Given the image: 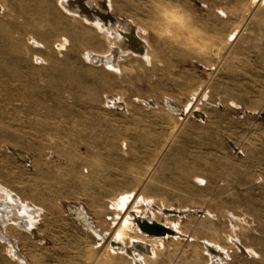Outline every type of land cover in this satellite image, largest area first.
<instances>
[{"label": "rangeland", "instance_id": "1", "mask_svg": "<svg viewBox=\"0 0 264 264\" xmlns=\"http://www.w3.org/2000/svg\"><path fill=\"white\" fill-rule=\"evenodd\" d=\"M0 2V200L39 233L3 212L0 264H152L153 250L155 264H204L210 240L224 251L216 264H264L261 0H110L145 35L146 57L114 51L117 38L58 0ZM165 8L186 22L176 41ZM86 52L110 53L118 69ZM64 203L86 211L104 239ZM163 203L173 215L156 219L183 237L159 249L135 227L122 235L128 213L133 223Z\"/></svg>", "mask_w": 264, "mask_h": 264}, {"label": "bare ground", "instance_id": "2", "mask_svg": "<svg viewBox=\"0 0 264 264\" xmlns=\"http://www.w3.org/2000/svg\"><path fill=\"white\" fill-rule=\"evenodd\" d=\"M253 2V0H251ZM257 1V0H256ZM260 1V0H259ZM262 3H264V0H261ZM59 6L61 7V9L68 15L73 16V17H78L79 19H81L82 21H84L85 23H87L88 25H92L94 26L100 33L101 35L103 33H106L111 37H115L117 38L118 42L117 44H115L114 42L112 43V46L114 48V51H120L123 50L122 52H125L126 54H132L135 56H141V57H146L147 54V41L145 40V35H142V31L139 29V27L135 26V24L131 21V19H127L124 17H121L119 15H116L112 12V7H111V3L110 0H99L98 4H95L92 0H58ZM255 3V2H254ZM3 4L0 2V11L3 8ZM166 9V8H165ZM174 10V9H173ZM173 10H165L164 11V15L169 19L170 23H175V30L174 33H172L169 29H167V32H171L169 34H171V36H173V38L176 40L177 37L181 36L180 33H182L183 31L181 30L182 28H186V22L184 17L181 15V13H177L176 11ZM168 24V23H167ZM172 26V25H171ZM164 28V27H163ZM162 28V29H163ZM172 29V28H171ZM169 30V31H168ZM173 31V30H172ZM183 35V34H182ZM184 36V35H183ZM190 36V35H189ZM188 38V37H187ZM191 38V37H189ZM61 40V39H60ZM113 40V39H112ZM33 42H37L36 40L32 39ZM187 41L191 42V39H188ZM195 41V40H194ZM66 40H62L59 43L56 44V48H61L62 46H64ZM183 42H186L183 40ZM180 43V42H179ZM196 43V42H195ZM199 43V42H198ZM199 45V44H198ZM202 46V45H201ZM86 56L88 57V59L90 60H94L95 62H101L105 67H107V69H109L110 71H114L117 70V65L114 63L113 61V56L110 53H106L104 55H98L95 53H91V52H86ZM35 60L37 59L36 57L34 58ZM176 107V106H175ZM198 115H201L202 113L198 110L197 112ZM199 118V117H198ZM236 148V147H234ZM11 152L13 153V155L18 158L19 160L26 161V155L24 153H22L21 151L17 150V149H11ZM24 162V161H23ZM1 190V189H0ZM4 195V193H3ZM11 195V194H10ZM9 196V195H8ZM7 196V197H8ZM1 197V196H0ZM3 197V196H2ZM5 197V196H4ZM11 197V196H10ZM8 197V198H10ZM13 197V196H12ZM123 197V196H122ZM130 197V193H128L127 195H125V198H129ZM7 199V198H6ZM5 199V200H6ZM12 199V198H11ZM10 199V200H11ZM16 199V198H15ZM122 199V198H121ZM5 200H0V234H3V229H2V221L4 220L2 218V213L3 212H8L11 215H15L18 216L20 218V224H24L26 223V226L28 228V230L30 231L31 234L33 235H38V231L37 229H35L33 227L32 224H30L29 220L27 222V220H25V217L23 216V213L25 211H21L20 208L18 207H13L12 205H9V203H12L11 201L8 203ZM8 200V199H7ZM127 200V199H126ZM148 200V199H147ZM9 201V200H8ZM13 201V200H12ZM17 201V200H16ZM123 201V199H122ZM125 202V201H124ZM126 204V203H125ZM152 204V203H151ZM18 205V204H17ZM25 205V204H24ZM27 205V204H26ZM16 206V205H15ZM135 206V205H134ZM161 206V205H160ZM153 206V208L150 210V214L146 215L143 214V216L141 217H137V220L135 219V221L132 223L130 221L131 214L128 213V218L125 219V221L123 222V229H122V235L126 238L127 236H130V233H141L142 235L139 234V236H136L138 239H141V237H155L157 238L155 240V243L157 244V247L159 248L160 246L163 247L162 245V239L166 238V237H174V238H179V237H183V232H181L179 229H177L175 226L171 225L169 220H167L166 222L161 223L160 221H158L156 218L157 216H164L165 218L168 219V216L173 215V206L169 205L168 203H163V206ZM23 207V206H22ZM119 207V206H118ZM121 208L123 206H120ZM119 207V208H120ZM152 207V206H151ZM62 208L65 211L66 214L69 215V217H71V219H73L74 221H77L81 227L83 229L92 233V235H94L96 240H103L104 239V232L100 231L99 227H97L93 221L92 218L87 214L86 211H84L81 207L73 205V204H67L64 203L62 204ZM27 209V208H26ZM25 210V207L24 209ZM177 210V209H176ZM130 211V210H129ZM179 211V210H178ZM180 212V211H179ZM182 212V211H181ZM146 213V212H145ZM175 213V212H174ZM8 214V215H9ZM141 214V213H140ZM179 214V213H178ZM177 214V215H178ZM118 215V214H117ZM136 213L132 212V216H135ZM183 215V214H182ZM7 216V215H5ZM137 216V215H136ZM180 216V215H178ZM3 219V220H2ZM117 220V219H115ZM112 221H114V219H112ZM32 222V221H31ZM113 224V222H112ZM179 224V223H178ZM121 225V224H120ZM119 225V226H120ZM133 227H135L136 230L133 231ZM163 228V232H159L157 230V228ZM178 227V226H177ZM99 228V229H98ZM121 229V226H120ZM102 230V229H101ZM137 231V232H136ZM120 232V231H119ZM116 234V233H115ZM118 235V234H116ZM115 235V236H116ZM1 236V235H0ZM1 236V237H2ZM114 236V237H115ZM6 237V236H5ZM118 237V236H117ZM127 237V238H128ZM132 237L134 239H137L135 236L132 235ZM3 238V237H2ZM130 238V237H129ZM122 239V238H121ZM131 239V238H130ZM137 239V240H138ZM145 239V238H144ZM133 240V239H132ZM124 241V240H122ZM130 241V240H129ZM144 242V240H142ZM149 241V240H148ZM229 241L232 245L235 246L236 250H246V252H249L248 247L244 246L240 241H238V239H233V238H229ZM97 242V241H96ZM131 242V241H130ZM147 242V241H146ZM129 243V242H128ZM134 243V242H133ZM136 243V242H135ZM139 243V242H138ZM112 244H115V241H112ZM111 244V245H112ZM124 244V243H123ZM147 244V243H146ZM153 244V242H152ZM117 245V244H116ZM127 245V244H125ZM138 245V244H137ZM205 245V247H203L205 249V253H207V257L209 259L210 257V261L206 262L207 264H216L213 260L212 257L214 255L217 256V254L219 257L223 255V252H221L220 250H218L215 245V241H205V243L203 244ZM136 246V245H135ZM150 246V245H149ZM217 246V245H216ZM108 247V246H107ZM120 247V246H119ZM118 247V248H119ZM126 247V246H125ZM128 247V246H127ZM126 247V248H127ZM130 247V245H129ZM141 248H146V246L140 244ZM197 247V246H196ZM109 248V247H108ZM156 248V247H155ZM154 248V249H155ZM157 248V249H158ZM161 248V247H160ZM159 248V249H160ZM111 250V249H110ZM125 250V249H124ZM123 250V251H124ZM137 250V249H136ZM140 250V249H139ZM15 251V250H14ZM117 251V250H116ZM145 251V250H144ZM154 252V259L152 257L149 256L145 257V261L146 262H150L148 259H150L152 261V264L156 263V259L158 256V252L156 250H153ZM200 251V250H199ZM132 252V251H131ZM16 253H18L16 251ZM128 254H130L129 252H127ZM111 254V252H110ZM134 254V253H133ZM19 255V254H18ZM120 255V254H119ZM112 256V255H110ZM130 256V255H129ZM114 257V256H113ZM112 257V258H113ZM133 257V256H132ZM195 257V256H194ZM131 258V257H130ZM143 258V257H142ZM135 259V258H134ZM220 259V258H219ZM137 260V259H136ZM138 263V262H137ZM204 263V264H206ZM151 264V263H148Z\"/></svg>", "mask_w": 264, "mask_h": 264}, {"label": "water", "instance_id": "3", "mask_svg": "<svg viewBox=\"0 0 264 264\" xmlns=\"http://www.w3.org/2000/svg\"><path fill=\"white\" fill-rule=\"evenodd\" d=\"M157 230L159 231V232H163V228L161 227V228H157Z\"/></svg>", "mask_w": 264, "mask_h": 264}]
</instances>
